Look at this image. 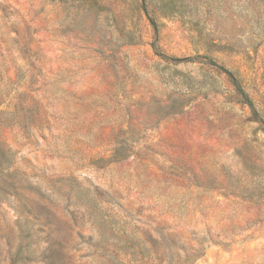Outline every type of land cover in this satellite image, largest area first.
Returning <instances> with one entry per match:
<instances>
[{"label": "rangeland", "instance_id": "rangeland-1", "mask_svg": "<svg viewBox=\"0 0 264 264\" xmlns=\"http://www.w3.org/2000/svg\"><path fill=\"white\" fill-rule=\"evenodd\" d=\"M0 264H264V0H0Z\"/></svg>", "mask_w": 264, "mask_h": 264}, {"label": "trees", "instance_id": "trees-1", "mask_svg": "<svg viewBox=\"0 0 264 264\" xmlns=\"http://www.w3.org/2000/svg\"><path fill=\"white\" fill-rule=\"evenodd\" d=\"M149 22L152 25L155 33H157V25L155 23V21L149 17ZM174 63H183V62H188L191 61L190 58L185 57V58H174L171 59ZM220 70L223 71V73L226 75L228 81L231 83V85L233 86V88L235 89V91L237 92V94L240 96L241 98V102L245 105H247L254 113H256L255 110V106H254V102L249 98V96L245 93L242 85H241V81L236 77L235 74H233L231 71L227 70V69H223L220 67ZM113 157H116V153L113 154Z\"/></svg>", "mask_w": 264, "mask_h": 264}]
</instances>
